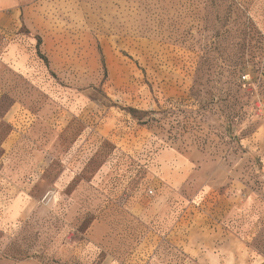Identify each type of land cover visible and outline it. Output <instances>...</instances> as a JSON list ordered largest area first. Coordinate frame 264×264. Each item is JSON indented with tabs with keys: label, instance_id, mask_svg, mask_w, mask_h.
Instances as JSON below:
<instances>
[{
	"label": "rangeland",
	"instance_id": "rangeland-1",
	"mask_svg": "<svg viewBox=\"0 0 264 264\" xmlns=\"http://www.w3.org/2000/svg\"><path fill=\"white\" fill-rule=\"evenodd\" d=\"M2 25L26 67L0 71V264H264V0Z\"/></svg>",
	"mask_w": 264,
	"mask_h": 264
},
{
	"label": "crops",
	"instance_id": "crops-1",
	"mask_svg": "<svg viewBox=\"0 0 264 264\" xmlns=\"http://www.w3.org/2000/svg\"><path fill=\"white\" fill-rule=\"evenodd\" d=\"M36 0H0V27H3V21H12L14 18V12L24 8ZM4 28V27H3ZM7 29H0V33L7 32ZM10 45V44H9ZM5 43L0 50V71H16L20 72L21 69H25L26 62L20 55H17V50L13 46H9ZM1 74V73H0ZM0 90V96L3 95Z\"/></svg>",
	"mask_w": 264,
	"mask_h": 264
},
{
	"label": "trees",
	"instance_id": "trees-1",
	"mask_svg": "<svg viewBox=\"0 0 264 264\" xmlns=\"http://www.w3.org/2000/svg\"><path fill=\"white\" fill-rule=\"evenodd\" d=\"M39 44H40V42H39ZM38 54H39V56H41V58H44V57L42 56V54L40 53V51H38ZM44 59H46V58H44Z\"/></svg>",
	"mask_w": 264,
	"mask_h": 264
}]
</instances>
